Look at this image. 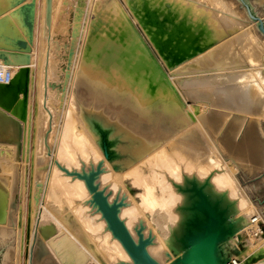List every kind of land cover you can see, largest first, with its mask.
<instances>
[{"label": "bare ground", "instance_id": "obj_1", "mask_svg": "<svg viewBox=\"0 0 264 264\" xmlns=\"http://www.w3.org/2000/svg\"><path fill=\"white\" fill-rule=\"evenodd\" d=\"M124 2L131 14L119 0H51L46 23L42 0V55L30 128L32 57L26 46L32 0H0V31L9 36L0 44V58L12 73L7 83L0 81V173L13 195L18 191L21 210L29 132L33 142L30 208L21 216L18 252L26 239L29 251L37 232L56 264L131 262L86 202L84 181L57 165L79 169L101 160L100 186L111 190L110 198L124 196L120 216L133 235L139 221L145 234L151 231L147 249L160 264H185L176 259L186 251L197 198L193 187L217 202L230 227L204 264H264V227L258 226L264 214L239 184L232 161L249 158L253 149L264 162V135L255 139L250 129L264 116L262 43L249 28L237 34L248 20L243 11L238 17L230 0ZM57 32L69 40L65 56L56 53ZM230 114L221 142L218 129ZM237 239L242 246L235 255Z\"/></svg>", "mask_w": 264, "mask_h": 264}, {"label": "water", "instance_id": "obj_2", "mask_svg": "<svg viewBox=\"0 0 264 264\" xmlns=\"http://www.w3.org/2000/svg\"><path fill=\"white\" fill-rule=\"evenodd\" d=\"M51 0H46L45 20L49 22ZM258 21V27L264 32L262 18L252 16ZM67 175L80 178L90 193L86 202L105 221L106 228L122 245L131 262L125 264H160L148 251L147 246L153 242L151 231L144 233L145 225L139 221L132 234L124 219L120 216V208L126 204L124 196L118 194L110 198L111 190L100 186L99 175L103 171L102 161L89 167L82 165L79 169L67 168L57 162ZM196 199L192 204L194 215L189 222L190 229L186 233L184 246L186 251L177 257L185 264H204L213 256L217 242L230 232L225 226L223 209L217 208V202H210L200 187H193ZM20 208L18 201L0 173V264H17Z\"/></svg>", "mask_w": 264, "mask_h": 264}, {"label": "rangeland", "instance_id": "obj_3", "mask_svg": "<svg viewBox=\"0 0 264 264\" xmlns=\"http://www.w3.org/2000/svg\"><path fill=\"white\" fill-rule=\"evenodd\" d=\"M119 1L121 2V4L124 7H126L125 9L127 10V12L129 14H131L130 13V9L128 8V6H125L124 0H122V1L119 0ZM230 1L232 2V4L234 2V5H233L234 7L233 6L232 7L233 8H236L235 9V12H236V10L239 9L237 11V14H239L238 17L240 16V14L243 11V13L241 14V16L243 14H244V16L242 18L248 20L246 26L241 27L237 31V34L243 32L245 28H247V29L249 28L257 36V38L260 40V42L262 43V45L264 47V32L261 31V29L258 27V21H257V19H254L252 17L253 15H258L260 18H262V21H263L262 22V26H263V29H264V1H261V0H233V1L230 0ZM33 3H34V5H33ZM31 9H32V13H33V15H31V17L33 16L31 18V22H33V23L30 22V28H29V31L30 32L28 31V33H27V36L28 37L30 36L28 38V41H29V44L30 45L27 44V46H26V51L28 53L31 52L30 53V56L32 57V60H33V61L31 60L32 64L30 65L31 66L30 67L31 80H30V84L28 85L27 94H26V97L28 98L27 101H28V104H29L28 110L29 111L31 110L30 111L31 116L29 115V121L27 122L28 127H30V128L31 127H34V124H33L34 123V116L32 115V109L34 108L35 102H36V96H35L37 94V90H36L37 89L36 88L37 85L36 84H37V80H38V76H39L38 75V65H39L38 63H39V61H40L39 59H40V57L42 55V52L40 51L41 50V46H42V42H41L42 41V33H41L42 0H32ZM90 9H88V11H90V14L93 16L92 18H96L97 17V11L95 9H91V10ZM137 27H138V29L141 32L142 30L139 27V25H137ZM3 31L4 30L0 31V42H1L0 44H2V43L5 44L4 42L9 40L8 39L9 36H7L8 34L5 33L6 31H4V32ZM53 40L55 42V50L57 51L56 52L57 54H62V56H65V55H67L69 53V50H68V48H69V40L67 38L63 39L61 37L60 32H57L54 35ZM146 41L148 42L149 40L146 39ZM216 44H218V42ZM148 45H149L152 53L154 54V56L159 60L160 59V56H159V54H157L156 49L152 46V44L150 42H148ZM29 46H30V48H29ZM27 49L28 50L30 49L29 50L30 52ZM159 61H161V60H159ZM163 67H164V70L168 74L170 72H172V70L169 69L166 65H164ZM185 74L180 73V75H178V76H181L182 75V77H183V75H184L185 77H187L189 75V73H188V75H185ZM172 76H174V75H172ZM178 76H176V77H178ZM61 100H60V103H62V104H60V105L57 104L58 105V109L60 108L59 110H61V108L64 107V105H63L64 99L62 101ZM187 103L190 104V103H192V101H190V99H187ZM61 105H62V107H61ZM210 107L212 109H216V107L213 106V105H210ZM224 111L230 112L232 114L237 113V111L236 112L235 111H232L229 108L228 109L227 108H224ZM246 116H247V118H253V117H255V115H253L251 113H246ZM30 117H32V118H30ZM231 119H232V115L230 114L227 117V119L224 120V122L221 125V127L218 129V134L216 133L217 136H219V140L221 142L223 140H221L222 137H220V136L223 135V133H224L223 131L226 128V126L229 124V121ZM251 124H250V127H251L250 129H252L251 130V133L253 132L252 134L255 137V139H257V138L259 139L261 135L262 136L264 135L262 133V132H264V116H259V121H258L257 125L260 128H258V126L255 125L254 123H251ZM219 131H220L221 135H219ZM260 131H261V134H260ZM254 133H255V135H254ZM56 135H57V133L54 134V138H55ZM30 136H31V133L29 132L28 133V138H27L28 139V143L26 145L25 152H24V155H23L24 156V162L22 161L24 163V165H25L24 166V170H23V172H24V179H25V181H23V184H24V187L26 186L24 188V195L26 196V193H27V196L26 197L24 196V198H23V200H24L23 201L24 204L22 203V208H24V209H22L23 212L20 209V223H19V228H21L23 226V221H24L23 220V217L21 218V216L24 213H27L28 214V211H29V208H30V185H31V182L33 180V174H32V158H30L31 157L30 156L31 155L30 152H32V149H30V148H32V145L30 146V143L33 144V142L30 141ZM251 150H252V152L255 151L253 149H251ZM252 152H251V154L249 153V156H248L249 158H246V159L245 158H242L241 159V158H238V157H233L234 160L232 159V161L237 166V168L234 169L233 171L235 172V177L239 181V184L245 190V192L248 195V197L252 200V202H254V204H256L258 206L259 209H261V211L264 214V211H263L264 210V162L262 163L263 160H262L261 157H260L261 159H259V157L258 158H255L253 156V153ZM229 154L230 153L227 152L224 156H227ZM125 182L127 183L128 181L125 180ZM129 189L132 192L139 190L136 187H132V188H129ZM14 194H15L14 196H16L15 198L17 200L18 199V195H17L18 194V191H15ZM23 205H25L26 208ZM25 228H26V226H25ZM27 228H28V225H27ZM234 233H231V234L234 236L235 235ZM26 234H27V232H26ZM26 237H27V235H26ZM241 241L242 240H240V239H237L235 241L236 244H235L234 248H232V250L233 249L234 250L233 251L231 250L232 254H235V255L238 254V252H239L238 249L242 246V242ZM25 244L26 245H25L24 249L21 250V251H19L17 253V259H18V263L17 264H40L38 262L40 260L42 261L41 264H56V263H54L53 258H51L50 256H48L49 255L48 254L49 252H48V250L45 247L44 241H43V239L41 238V236L37 232L35 233V236H34V244L32 245V247H30L29 251H28V248L29 247H27V239L25 241ZM236 250H238L236 252L237 254L234 252ZM44 259H46V260H44ZM35 262H37V263H35Z\"/></svg>", "mask_w": 264, "mask_h": 264}, {"label": "built area", "instance_id": "obj_4", "mask_svg": "<svg viewBox=\"0 0 264 264\" xmlns=\"http://www.w3.org/2000/svg\"><path fill=\"white\" fill-rule=\"evenodd\" d=\"M11 70L10 68L4 63L3 59L0 58V81L7 83L11 78ZM258 226L260 228L264 227V224L262 222L258 223ZM259 231V229H258ZM264 242V232L260 233Z\"/></svg>", "mask_w": 264, "mask_h": 264}]
</instances>
